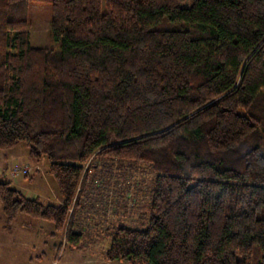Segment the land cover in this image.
<instances>
[{
    "label": "trees",
    "instance_id": "trees-1",
    "mask_svg": "<svg viewBox=\"0 0 264 264\" xmlns=\"http://www.w3.org/2000/svg\"><path fill=\"white\" fill-rule=\"evenodd\" d=\"M31 1L0 0V150L25 143L61 198L4 173L7 226L43 219L79 248L98 216L107 261L264 264V0H51L49 47L30 45ZM126 165L152 174L135 221Z\"/></svg>",
    "mask_w": 264,
    "mask_h": 264
},
{
    "label": "rangeland",
    "instance_id": "rangeland-1",
    "mask_svg": "<svg viewBox=\"0 0 264 264\" xmlns=\"http://www.w3.org/2000/svg\"><path fill=\"white\" fill-rule=\"evenodd\" d=\"M183 7L188 6V2L182 4ZM28 23L30 31V45L32 47H49L55 46L56 43L51 36V19H52V3L51 0H43L42 2L31 1L28 11ZM16 153V154H15ZM14 160L11 155H14ZM5 162L9 163L4 166ZM28 164L31 166L30 178L26 176H18L16 178L10 177V168L16 163ZM8 167V168H7ZM128 173L124 181L127 184L121 185L122 193L129 192L132 194V199L127 201V207L132 208L133 213L129 216V221H135V211H147V206L150 202V191H146L145 186L151 182L152 174L144 165L140 166H125ZM48 166L46 161L36 163L28 158L27 146L25 143H20L17 147L11 150H0V179L5 173V179L9 180L11 184L22 191L24 195L34 197V194L41 195L45 203L57 204V198L60 199L57 184L54 178L47 172ZM7 171V172H6ZM93 173V172H92ZM90 174L89 183L94 179V174ZM117 175L120 173H113L104 176L108 181L109 189L107 188L104 194L115 192L113 182L117 181ZM99 176H97L98 178ZM127 185L129 186L127 188ZM37 190V191H36ZM89 189L83 193L81 206L88 207L90 205ZM148 192V194L146 193ZM103 193V192H102ZM112 194V193H111ZM110 195V194H109ZM97 203L98 200H93ZM148 201V202H147ZM101 203V201H98ZM113 203V202H112ZM147 204V205H146ZM129 205V206H128ZM146 205V206H145ZM146 207V208H145ZM144 208V209H142ZM135 210V211H134ZM81 211H78L77 217ZM85 221L88 226L96 223L92 227L86 225L81 226L80 232L82 238L79 248L70 247L68 241L65 239V233H54L53 223L30 217L28 215L19 216L15 222L9 227L3 213L2 205L0 203V264H53L57 259V264H87V260L91 262L98 261L106 264V259L99 254L109 246L111 239L104 235V230L108 222L103 218L96 217ZM80 218V215L79 217ZM99 218V220L97 219ZM113 224L112 226H114ZM108 227V226H107ZM92 228V229H91ZM53 232V233H52ZM100 236L105 237L100 242ZM56 245V248H54ZM97 248L98 259L91 257L90 254ZM95 251V252H96ZM43 252V253H42ZM257 259L255 263H259ZM119 264V263H118Z\"/></svg>",
    "mask_w": 264,
    "mask_h": 264
},
{
    "label": "crops",
    "instance_id": "crops-1",
    "mask_svg": "<svg viewBox=\"0 0 264 264\" xmlns=\"http://www.w3.org/2000/svg\"><path fill=\"white\" fill-rule=\"evenodd\" d=\"M15 154H16V153H15ZM15 154H14V155H11V156H12L11 158H12L13 160H14ZM9 163H11V162H5L4 166H5L6 164H7V166H9ZM7 168H8V167H7ZM6 172H7V171H6ZM36 191H37V190H36ZM33 196L42 199L41 195H39V194H37V193L34 194ZM42 200H44V199H42ZM57 203H60V199H58V198H57ZM100 242H101V241H100ZM54 248H56V245H54ZM108 248H109V246H108L106 249H108ZM94 249H95L94 252L90 254L91 257H87V259H91L92 257H95V258H97V259L99 258V257H98V252L96 251L97 248H94ZM106 249H105V250H106ZM105 250H104V251H105ZM95 251H96V252H95ZM42 253H43V252H42ZM103 253H104V252H102L101 254H99V256L102 255L103 258H104ZM102 256H100V258H101ZM102 261H103V260H101V263L98 262V261H95V260H94V262H91L90 260H87L86 262H87V264H105V263H102ZM105 261H106V264H118V263H119V264H128L127 262H119V261H112V262H111V261H107V260H105ZM85 264H86V263H85Z\"/></svg>",
    "mask_w": 264,
    "mask_h": 264
},
{
    "label": "built area",
    "instance_id": "built-area-1",
    "mask_svg": "<svg viewBox=\"0 0 264 264\" xmlns=\"http://www.w3.org/2000/svg\"><path fill=\"white\" fill-rule=\"evenodd\" d=\"M31 166L28 164L16 163L12 168H10V177L16 178L18 176H25L30 174ZM57 260L53 264H57Z\"/></svg>",
    "mask_w": 264,
    "mask_h": 264
}]
</instances>
